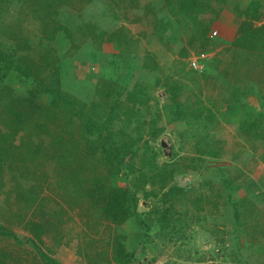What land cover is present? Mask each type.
<instances>
[{"label": "rangeland", "instance_id": "obj_1", "mask_svg": "<svg viewBox=\"0 0 264 264\" xmlns=\"http://www.w3.org/2000/svg\"><path fill=\"white\" fill-rule=\"evenodd\" d=\"M5 4L0 0V38L10 31L27 37L30 47L24 53L31 62L25 63L28 73L0 74V153L5 157L0 160V264H48L43 255L58 264H264V218L254 219L262 208L255 203L250 212L241 208L244 230L235 224L234 214L243 198L258 200L256 196L263 195L264 202V192L228 184L219 169L226 168V162H231L229 168L237 164L228 159L242 155L241 147L217 159L198 152L194 142L185 147L183 135L169 127L182 111L175 101L185 93L189 100L182 105L207 116L230 97L216 92L213 72L225 75L221 85L230 86L229 91L249 92L239 76L222 67L225 54L237 55L251 43L264 64V41H259L264 40V0ZM113 13L120 18L113 21ZM59 18L64 26L84 19L98 25L99 30L84 37L97 53L89 62L96 77L117 73L114 63L123 55L117 53L121 46L115 48L108 37L92 38L105 28L133 40L131 55L136 52L139 66L152 68L157 79L136 81L130 89L123 85L122 92L123 83L116 82L109 90L112 98L123 99L117 109L99 106L95 86L87 87L72 72L80 50L87 54L89 48L72 46L63 32L51 43L40 34L42 22L56 24ZM244 29L255 37L238 41ZM214 31L217 35L211 38ZM200 52L217 56L202 73L189 65ZM192 72L203 76L197 89L200 98L193 96ZM145 118L151 122L143 126ZM165 123L164 132L158 131ZM208 131L202 129L204 135ZM123 144L130 146L126 154L117 151ZM119 191L130 197V204L134 200L142 229L136 215L121 223L113 220L109 198ZM222 194L231 202L223 204L227 199ZM2 229L15 237L1 235ZM119 245L123 263L116 253Z\"/></svg>", "mask_w": 264, "mask_h": 264}, {"label": "crops", "instance_id": "obj_2", "mask_svg": "<svg viewBox=\"0 0 264 264\" xmlns=\"http://www.w3.org/2000/svg\"><path fill=\"white\" fill-rule=\"evenodd\" d=\"M218 32L219 35H222L221 31ZM233 38L234 35H230L229 39L233 40ZM247 48L248 49H239V54L237 55L234 54L235 51H232L230 54H225V56L227 55L226 62L223 64V67H221L224 69V65H226V68L234 73L232 75L239 76V80L244 83V86L251 88L249 92L245 94L244 90H240L239 93L229 91L230 86L222 87L221 85L225 75H223L220 70L213 72L211 79L216 85V92H220L225 96L229 95L230 97L223 103L218 104L216 113L211 112V109H209L210 113L207 116L205 111L188 108L186 107L187 105H182L189 100L188 94L184 92L185 94L183 95H185L186 98L183 99L182 95L175 101V103L177 102L180 106L178 108H182V111L178 113L176 118L170 120L169 127L171 125L176 127L177 133L180 132V134L183 135L185 138V147L187 146L190 148L189 144L192 145L194 142L193 145L198 146V152L200 153L204 151V149H210L212 152L218 151L221 157H216L217 159H223L227 153L231 154L232 149L236 145L240 146L242 155H235L237 157L234 160H231V158L228 159L230 161H235L237 164L232 163L231 168H229L227 166H229L231 162H226V168L219 169H223V174L227 176L226 179H228L229 183H232L233 186L244 188V191L251 190L259 194V192H264V68L261 66L264 64H262L260 60V51L255 50L252 43L251 46ZM117 53H119V51ZM204 53L208 56V59L205 61V66L216 62L217 56H210L215 54L213 50L209 52L210 55L207 54V52ZM134 55L137 57L136 52ZM240 63L248 70H241L242 68H239L241 67ZM87 64V66H84L74 63L72 72L78 79V76L84 77V75L79 74V72L85 69V78L90 84L95 81V78L90 76V73L95 72L96 68H93V70L90 67L91 64ZM182 69L184 70L185 68L182 67ZM237 70L240 71L237 72ZM187 72L189 74L190 71ZM152 73L153 72L146 73L147 78L151 75L149 77V79H152L151 81L155 78H152ZM192 73V76L189 75V80L193 82L196 91L193 93V96L197 95V98H200L201 93L197 94V89L203 76H199V74L194 72ZM108 74H110V72ZM234 83L235 80L231 77V84ZM190 89L191 88H189V91ZM114 90L117 91V88H114ZM176 93L177 97L179 93L177 91ZM235 95L239 97L233 99L231 96ZM110 97L111 100L108 108L114 107L113 109L116 110L122 98H112L113 93ZM168 120L169 118H165V121ZM207 120H209L208 123ZM146 122L151 121L145 118V120L142 121V125L146 126ZM164 126H167V123L161 124L158 131L164 132V128H162ZM205 128L209 129V134H203L202 129ZM196 132H198V136ZM198 152H195V155H197ZM227 156L229 155L227 154ZM262 196L263 195H261V198ZM256 198L259 199L253 200V203L262 208L258 209L260 213H264V202H260V196H256Z\"/></svg>", "mask_w": 264, "mask_h": 264}, {"label": "trees", "instance_id": "obj_3", "mask_svg": "<svg viewBox=\"0 0 264 264\" xmlns=\"http://www.w3.org/2000/svg\"><path fill=\"white\" fill-rule=\"evenodd\" d=\"M1 1L5 2L6 3L5 5H7L8 3L11 4L12 2L13 3L23 2L24 4L32 5V2H34V0H1ZM35 1H38V0H35ZM153 5L154 4H151L152 7H153ZM3 9L4 8H2V10ZM66 13H67V11L65 12V14ZM71 14H72V12H71ZM73 15L75 16L74 20H76L79 17L76 13ZM64 17L65 16H63V18ZM119 18H120L119 15L114 14L113 21L118 20ZM57 20L58 21L56 22V24H54L50 21L47 24H44L45 22H42V25L39 27V31H40V34L42 35V37L48 43H51L54 40L57 33L63 32L65 34L64 36H66L65 38H67L70 41V44H72V46L77 47V45L79 46L80 44H82V45H84L83 47L89 48V50H90L87 54H84L83 48L80 50L81 54L80 53L78 54L79 58L75 62L76 65L81 64V65L87 66L88 65L87 63L94 61L97 53H96L95 49L93 48V46L89 45L91 43L86 41L84 37H87L90 35V33L99 30V27L96 24V22L95 21L91 22L90 19L89 20L84 19L81 22L78 20L77 22H79V23H77V24L70 23L68 26H64L62 24V21H63L62 18H59ZM113 24H116V23H113ZM78 29L83 31V33L81 35L79 33H76L75 30H78ZM70 32H71V34H70ZM95 35L96 34H93L92 38H94V40H96V41L102 40V39L108 37V40H110L112 43H114L115 48L119 49V46H121V48H122V49H119V53H121L123 55L119 58V60L116 63H114V68H116L115 71L117 73L110 72V74H108V76H106V79H109V81L107 82V85H109L108 89L110 88V86L112 84H115L116 82H122L123 83L121 85V91L120 92H122V90H123V85L126 86L127 89H130L132 87V85L134 84V82L139 81L140 83H142L143 80H146V78H147L146 73L153 72L152 68H149V66L148 67H145L144 65L139 66L138 59L135 57V55H134V57L131 55V53H132L131 47L133 45L132 44L133 40L124 36L120 30L115 31L113 33H108L106 31V29L104 28L102 31H99L96 36ZM244 36H245V40H246V37L254 38L255 34L244 29V32L238 41L242 42L243 40H240V39H243ZM80 37L83 38L84 42L79 41ZM259 41H262V43H263L264 40H262L260 37ZM85 42H88V43H85ZM29 47H30V41H28V38L25 36L22 37V36L18 35L16 32L14 33L13 31L7 32L5 34L4 38H0V74L5 77V76L9 75L12 71H15V70L21 72L22 74L28 73V65H26L25 63L31 62V60L28 59V57L24 53V51L26 49H28ZM16 56H18L20 59L18 60L16 58ZM26 58L28 59V61H26ZM14 61L16 64H13ZM80 67H82V66H80ZM120 67H123V69H120ZM140 67H142V71H140ZM100 71H101V69H100ZM156 73H157L156 71L152 73V78L155 77L154 80L157 79ZM79 74L84 75V77H82V78L78 77L79 81H81L82 83L85 81L87 83V87L91 86V88H92L93 86H95V89L97 91L96 93L98 94V97H96V101L99 104V106L104 105V106L109 107V102L111 100L110 95L112 93L110 90L106 89V86H107L106 85V79L105 78H103V79L98 78L97 79L96 73L92 72V73H90V76L95 78V81L91 82L89 84L87 82V79L85 78V72L83 69L81 70V72H79ZM150 76L151 75H149V77ZM151 80H149V81H151ZM0 90H1L0 92L3 91L2 89H0ZM87 91L88 90H86L85 93H87ZM90 91H93V90H90ZM118 125H119V123H118ZM120 127H122V126H120ZM208 146H209V144H208ZM129 148H130V146H128V145L126 146V144H123V145H121V147L119 145V148H117V151H121V153L126 154V150H129ZM203 152L208 153L212 156H215V158L221 157L220 153L218 151L212 152L210 149L209 150L204 149ZM0 158H1L0 160H3V161L5 159V157L1 153H0ZM148 163H149V161H147V165H148ZM150 164H149V167H150ZM161 177L162 176H160V178ZM165 178L163 175L161 181L165 182ZM226 180H227V183L230 184L229 180L228 179H226ZM226 188H227V186H226ZM221 196L223 199L225 197L227 199L226 194L225 195L222 194ZM109 199H110V209H111L112 213L115 211L114 216H112L114 221H116L117 223H121V222L125 221L127 218H129L130 216L136 215L135 217L137 218L138 226L142 229V227L144 226L143 221L141 219H139V215L136 212L137 206L134 204L135 202L133 199L131 201L132 203L130 204V202H128V201H130V197L128 195L122 194L120 191L115 192V193L113 192L112 196H110ZM230 202L231 201L229 200V197H228L226 202H224L223 204H228ZM253 205H254L253 200L243 198V200H241L240 204L236 203V205L234 206V209H235L234 214H235V217L237 219L235 224L240 225L238 227L243 226V230H244V228L246 229V227L244 226V224H245L244 220L242 219L240 221V218L243 215L242 214L243 212H241L240 210H241V208H244V209H248V211L250 212L251 211L250 207H252ZM253 213H254V211H253ZM255 216L257 217L256 219H263L264 213H260V211L257 209V212L254 214V219H255ZM244 217H246V216H244ZM260 221L261 220L254 221L255 225L257 226ZM1 235L5 236V237H10V238L15 237L12 232L7 231L5 229H2ZM123 251H124L123 246L119 245V248L116 251V253L121 254L120 259L118 258L119 259L118 261L120 263H123L124 261L126 262V260H124L125 256L123 254ZM43 259L48 264H58L56 261H54L53 259H50L46 255L45 256L43 255Z\"/></svg>", "mask_w": 264, "mask_h": 264}, {"label": "built area", "instance_id": "obj_4", "mask_svg": "<svg viewBox=\"0 0 264 264\" xmlns=\"http://www.w3.org/2000/svg\"><path fill=\"white\" fill-rule=\"evenodd\" d=\"M217 31H214L211 33V37H216ZM206 54L205 53H199L197 56L192 57L189 60L190 67L197 71V72H203L205 70V63L204 60H206Z\"/></svg>", "mask_w": 264, "mask_h": 264}, {"label": "clouds", "instance_id": "obj_5", "mask_svg": "<svg viewBox=\"0 0 264 264\" xmlns=\"http://www.w3.org/2000/svg\"><path fill=\"white\" fill-rule=\"evenodd\" d=\"M200 53H203V52H200ZM199 73H202V72H199Z\"/></svg>", "mask_w": 264, "mask_h": 264}]
</instances>
